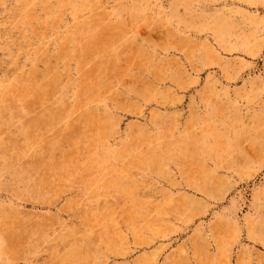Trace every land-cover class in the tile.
<instances>
[{"label":"rangeland","instance_id":"1","mask_svg":"<svg viewBox=\"0 0 264 264\" xmlns=\"http://www.w3.org/2000/svg\"><path fill=\"white\" fill-rule=\"evenodd\" d=\"M0 264H264V0H0Z\"/></svg>","mask_w":264,"mask_h":264}]
</instances>
